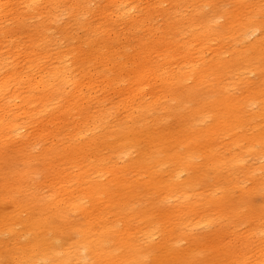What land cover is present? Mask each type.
Wrapping results in <instances>:
<instances>
[{"label":"rangeland","instance_id":"obj_1","mask_svg":"<svg viewBox=\"0 0 264 264\" xmlns=\"http://www.w3.org/2000/svg\"><path fill=\"white\" fill-rule=\"evenodd\" d=\"M75 1L57 0L52 3L50 0H0V8H2L0 9V26H3L0 27V48L5 45L0 49L2 58H6L7 55L8 59L11 58L10 62L15 59L16 68H19V71L28 72L33 65L32 58L37 62H43V52L52 55L57 50L65 51L68 42L73 43L83 36V33L77 27L72 26L68 16L64 14L67 6H77ZM22 3L23 5H21ZM252 3L259 6L262 1L252 0ZM60 4L62 8L59 7ZM219 4L221 7H223L222 5L230 7L233 2L232 0H221ZM26 5L30 7L27 8ZM100 5H105V0H91L93 9ZM168 6L164 4L163 9H168ZM188 7L190 6L187 5L182 9ZM29 8L30 11L32 9V12L28 10ZM53 9L60 12L64 10V13L55 14ZM208 10L205 9L201 12L203 18L209 13ZM262 12L264 14V9ZM184 14L182 13L181 16ZM162 16L163 11L155 12L153 23L156 22L157 26L161 27L164 23ZM87 17L91 18L90 15H85L82 16V20H91ZM191 17L184 16L180 19L186 21ZM260 18L264 19V15L263 17L261 15ZM214 24L216 27L226 25V18L220 17ZM42 28L44 29L43 33L40 32ZM124 28L123 25H119V29L122 31L119 39L116 40L113 34L109 39L115 43L113 46H109V50L113 53L117 52L123 58L120 56L121 59L117 60L116 53L115 60H107L103 67H99L96 63V66L94 65L98 76L100 75L98 71H107L106 74L112 75L114 80L104 82L102 77L93 76L94 101L83 100L85 103L83 108L81 106L82 115L86 113L88 118H82L81 121H77L76 118L70 119V125L67 128L57 126L58 122L56 121L54 124H49L45 130H42L45 125L42 123L45 122L39 120L33 125L34 136L30 141L23 138L21 134L13 133L5 136V133L0 132V264H61L63 261L66 262L65 264H110L109 260H105L106 257L100 250L94 256L90 255L85 245L79 242L78 235L73 231L74 229L86 231L89 219L93 222L95 219L102 218L99 223L113 226L111 229L113 232H116V229L125 231L128 227L126 231L129 232H125L126 235L123 237L125 240H130L134 233L142 230L141 235L136 234L139 254L137 264H153L156 258L163 254V247L166 243L175 245V253L183 257L182 262H188L190 257L194 264H264V257H261L264 255V121L262 117L257 116L263 108L264 101L257 99L258 101L255 100L254 103L251 102L252 105L248 106V102L243 100V104L238 107L237 112L247 124L237 132V136L245 137L240 138L241 141L237 144L233 140V136L231 138L221 131L217 138H213L214 141L208 136L203 138L198 136L175 148L176 144L174 143H176L175 140L179 133L188 132L193 135V131L186 128L188 124H194V122L191 120L183 123L185 120H182L181 116L172 117L169 110L166 113L158 112V105L154 103L152 95L142 100L144 98L140 94H144L143 87L134 84L133 67L122 63L124 58H128L124 55L125 52H132L129 47L136 45L135 39ZM244 29L242 28L240 35ZM259 34L260 30H257L250 35L251 37L249 36L244 45H239L240 49H244L246 44L249 45V42L258 39ZM176 37L184 40L185 35ZM48 39L50 42L47 43ZM231 45L229 38L226 39L222 50L230 51ZM42 47L44 48L42 49ZM62 47L64 48L62 49ZM11 53L16 55L12 56ZM229 54H224L226 59L230 58ZM24 55L25 58H28L25 59ZM194 55H197L198 58L192 59L197 60L196 63L200 65L202 58L210 57L211 52L201 50L196 54L193 52ZM93 56L92 54L90 59L93 60ZM111 60L113 61L111 62ZM120 62L122 64H118ZM117 64L122 69H118ZM102 68L104 69L102 70ZM95 70L92 72L93 74L96 72ZM233 73H235L231 75L233 81L223 77L222 82L225 81L226 87H229V94L237 98L247 95L243 93L244 89L253 91L255 86L262 82L263 75L261 76L262 73L257 69H251L244 74L245 83H239L237 79H241V75ZM5 75L3 74L1 77L4 78ZM100 79L104 82H102L103 84ZM24 80L26 79L24 78ZM88 81L89 78L84 84H87ZM191 81H187L186 85L192 87ZM92 82L90 81V83ZM95 82H99L96 83L97 86ZM150 82L152 86L150 92L154 93L161 89L160 82L153 80ZM128 83L130 84L128 85ZM126 85L127 87H125ZM103 87L106 89H102ZM98 88L102 94L97 91ZM180 89L179 93H181ZM125 90L127 91L124 92ZM66 96L73 97V94H66ZM148 97H151L152 100L149 101ZM200 97L198 96L193 103L199 104L202 101ZM166 100L170 102L168 105L176 103L175 101L172 103L170 97ZM98 101H100L98 105L104 107L103 111L98 110L100 108L97 105ZM55 105L61 106L60 103ZM178 112L181 114L182 111ZM113 114L115 115L113 116ZM206 115L205 121L199 123L196 121L193 130H203L202 127L214 124L212 114ZM160 117L164 120L156 126V119ZM90 122H94V124ZM112 122L114 124H111ZM99 126L102 127V130ZM131 126L147 130L151 134L150 140L156 139L157 134L159 137L162 130L167 132L163 150L158 155L149 152L141 166L138 165L141 162L139 149L146 143L140 141L138 146L126 150H121L118 144H114L113 135L115 132L119 128L126 129ZM7 130H9L8 127ZM83 130L86 134H83ZM79 133L84 136L81 137ZM88 134L90 135L88 136ZM259 134L263 138L257 141L258 138L253 137H258ZM95 142H98L96 150L92 146ZM194 148H197L196 151ZM73 149L82 151L77 150L78 152L74 155ZM81 152L82 157L79 156ZM95 152H99V157L104 163L103 166H100L98 160L96 161L92 157V153ZM166 160V163L156 166L157 162ZM135 162L137 165H134ZM188 163L190 164L187 166ZM177 164L189 168H183L185 171H181V167H177ZM146 165H149L151 170L145 168ZM94 171L96 173H93ZM152 172L155 175L153 181L157 180L163 184L169 177H176L177 182L183 184L190 173L197 179L194 184L190 185L192 190L187 189L185 192L170 195L172 192L168 189L160 192L154 185L146 188L145 182L151 180L149 173ZM115 182L125 183L127 188L118 192L127 197L126 205L118 206L123 207L122 211L110 203V198L118 197L117 191H115L116 187H114ZM137 182L143 185L139 189L134 188L137 186ZM96 185L107 191L101 195H92L89 192H92L93 189H90ZM210 193L215 195L214 198L217 202L214 205L207 203ZM121 195L119 194V196ZM223 202L224 206L220 205ZM154 203L158 204L160 211L154 213L151 219L144 222L139 218L143 216L141 211L144 213L150 210ZM30 212H33V216L37 218L44 217L48 220L52 218L49 227L40 236V243L37 244L36 250L31 247L33 230L27 227L28 218L32 216ZM90 214L92 217H88L91 216ZM118 230L115 235L113 233L110 242L105 244V247L113 254L118 253L116 249L122 252L118 242L122 232ZM100 241L101 239H99ZM66 257L68 259L70 257L71 260L67 262ZM127 261L133 264L131 260ZM168 261L170 264H179L180 262L173 255L168 257Z\"/></svg>","mask_w":264,"mask_h":264},{"label":"bare ground","instance_id":"obj_2","mask_svg":"<svg viewBox=\"0 0 264 264\" xmlns=\"http://www.w3.org/2000/svg\"><path fill=\"white\" fill-rule=\"evenodd\" d=\"M53 1H57V0H50V2L52 3ZM220 1L221 0H105V5L103 6L100 5L101 7L97 6L96 9H93V7L91 6V0H76L75 2L77 3V6L75 7L64 6L66 7L65 13L63 12L64 10L63 11L61 10L62 12H60L56 9H53L55 14L60 12L67 15L72 23V26L77 27V29H79V31L83 33V36L79 37V39L73 43L68 42L65 51L57 50L55 53L52 54L54 57L49 53L43 52L44 53V55H42L43 62H37L34 60V58H32L33 65L31 66L32 68L30 67L31 69L28 67L30 69L28 72H24V71L22 72V70L19 71L18 70L19 68H16L17 62L15 59H13L14 61L10 62L11 58L8 59L7 55L6 58H2L1 56L2 54L0 55V132L5 133V136L11 135L13 133L16 135L21 134L23 138L25 137L26 140L30 141V139L33 138L34 136V132L32 129L33 125L39 120L40 122H45L42 123L45 124L42 130H45L49 124H54L56 121L58 122L57 126L61 128H67L70 125L69 124L70 119L76 118L77 121H81L82 118H88V115H86V113H83L82 115L81 106L83 108V104L85 103L83 100L94 101L95 98L94 82L92 81H94L93 76L95 75L97 77L98 75H97V71L94 68V65L96 66V64H98L99 67L100 66L103 67L104 64L107 62V60L109 59L115 60L117 52L113 53V51L109 50L110 49L109 46H113L115 43L111 40L109 41V39L111 34L114 35L116 40L119 39L121 37L120 35L122 34L121 29H119V25H123L125 27L124 30H126L127 33L135 39L136 45L133 47H129V49H131L132 52L129 51L125 52L124 55L127 56L128 58L127 59L124 58V61H122V63L123 64L125 63V65H131L133 67L134 69L132 70L134 71L133 82L138 87L140 86L143 87L142 91L144 94H140V95L144 99L142 98L141 99L145 100L147 96L152 95L154 103L158 105L157 107L158 112L166 113V111L169 110L170 115L172 117H178V115L181 116L182 117L181 119L185 120L183 123L191 120H193L194 122V124L193 123L188 124L186 128L188 130L193 131V135H191V133L188 132L181 134L179 133L177 139L175 140L176 143H174L176 144L175 148H177V145L187 142V140H192V138H197L198 136H201L202 138L208 136L212 139V141H214L213 138H217L218 133L221 131L224 134L230 136L231 138L233 136L234 137L233 140H235V143L237 144V142L241 141L240 138H245V137L243 136L240 137L237 136L236 134L240 129L245 127V125L247 124L246 121L243 120V118L237 112L238 107L243 104V100L248 102V106L252 105L251 102L257 99L264 101V19L260 18L261 15L262 17L264 15L262 12V10L264 9V0H261L262 4H260L259 6L253 4L252 0H232L233 5L230 7H226L224 5H222L223 7H221V5L219 4ZM164 4L169 5L168 9L165 8L163 9ZM21 5H23V3ZM187 5L190 7L182 9L185 6L187 7ZM253 6L256 7L254 8ZM50 7H49V11H50ZM59 7L62 8V5L60 4ZM205 9H209L208 10L209 15L207 14L205 18H203L201 16V12H203V10ZM28 10L30 11V8ZM160 11H163L162 18H164V23L161 27L157 26L156 22L155 24L153 23L154 13L155 12L159 13ZM30 12H32V9ZM182 13L183 14L185 13L184 16L186 17L188 16L190 17L192 16V17L188 18V20L186 21H182L180 19L181 17H184L181 16ZM85 15L88 16L90 15L91 18L88 17L87 18L91 20L83 21L82 16ZM220 17L226 18L227 24L221 25L220 27H216L214 22H216ZM43 28L41 30L39 29L41 33H43L44 30ZM242 28L245 29L242 35H240L239 33L241 32ZM257 30H260V34L258 36L259 38L254 40L253 42H249L250 43L249 45L246 44L244 49H240L239 45H244V43L248 41L249 36L254 34ZM9 32L11 31L9 30ZM182 35H185L184 40H181V38L177 39L178 37L176 36L182 37ZM3 36H5V34ZM228 38L231 41L232 48L230 51L229 50L224 51L222 50L224 46V41ZM48 42H50V40L47 41V43ZM19 44L22 45V43ZM189 44L192 45L189 46ZM21 45H19V47ZM43 48L44 47H42V49ZM63 48L64 47H62V49ZM201 50L210 51L211 56L210 57L204 56L202 58L201 64L198 65L196 63L197 60L192 59L196 57L198 58L197 55L193 56V52H195L196 54L199 53ZM19 52L21 51L19 50ZM226 53L227 54L230 53L229 59L225 58L224 54ZM92 54L94 55L93 60L90 59ZM120 56L117 53V60L121 59ZM23 57L25 58V55ZM113 60H111V62ZM122 63L120 62L118 64H122ZM118 64L116 65V67L118 69H122L118 66ZM96 68L98 69V67ZM103 69L104 68H102V70ZM251 69H257L262 73L261 76L263 75V77L261 79L262 81L260 83L261 85L258 83L259 85L257 84L258 86L256 85L253 91H249L247 88L244 89L243 93H246L247 95L242 98H237L230 95L229 87H226V84L224 83L225 81L222 82V78L226 77L227 79L233 81L231 75H234L235 73L233 72H236L241 75V79L238 78L237 81L239 83H245L244 74ZM94 70L96 72L93 74L92 72ZM100 72L98 71V73L100 74L99 76L103 78L104 82L107 80H110V82L111 80H114L112 75L106 74L107 71L106 72L102 71L101 73ZM3 74H6L5 75L6 77L4 78L1 77ZM24 78L26 80H24ZM88 78H89L88 83L84 84V82ZM100 80H101L100 82L102 83L103 82L102 79ZM152 80L155 82H160V84L162 85V87L158 85L159 87H161V89L155 91L154 93L150 92L152 90L150 81ZM189 80H192L191 81V83L193 84L192 87L186 85L187 84L186 82ZM90 81L92 83H90ZM96 83L99 82H95V85ZM129 84L130 83H128V85ZM25 85H27V87H24ZM125 87H127V85ZM99 88L97 90L98 92H99ZM104 88L105 87H103L102 89ZM117 89L119 88L117 87ZM179 89L181 90L180 91L181 93H179L178 91ZM126 91L127 90H125L124 92ZM71 93L73 94V97L66 96V94H71ZM7 94L10 95L7 96ZM97 94L98 93L96 92V95ZM198 96H201L200 100L202 101L199 104L193 103V101L196 98H198ZM168 97H170V101H172V103L173 101H175L176 103L174 105H168L170 103L168 102V100H166V98ZM150 98L148 99L149 101L152 100ZM99 102L100 101L97 102V105L99 104ZM57 103H60L61 106H56L55 104ZM103 108L104 107L101 106L98 110H102ZM178 111H182L181 114H179ZM206 114H212V118L214 119V124L212 126H207L205 128L202 127L201 129L203 130H199V131L193 130L192 128L195 127L196 121H198V123L200 121H205V119L207 118ZM114 115L115 114H113V116ZM257 116L262 117L264 121V104L262 110L259 112ZM162 120L164 119L161 117L157 118L155 125L156 126L160 125ZM92 124H94V122ZM111 124L114 123L112 122ZM100 125L102 126V124ZM7 127L9 130H7ZM96 131L98 132V130H95V132ZM84 132L83 134H86V132L85 133ZM55 133H59V132H55ZM89 135L90 134H88V136ZM158 135L159 134H157L156 139L150 140L151 134L148 133L147 130L136 129L135 127L131 126L126 129L119 128V130L115 132L113 137L115 140L114 144H118V147L121 150L124 149L126 150L127 148H134L139 145L140 141L146 143V145L140 147L139 149V156L141 158V162H139L138 165L141 166L142 163L145 162L144 161L145 157L149 152L150 153L153 152V155H158V153L163 150L164 142L166 141L165 137L167 135V132L162 130L160 132L159 137ZM83 136L84 135H81V137ZM253 138L255 139L258 138L257 141H259L263 138V136L259 134L258 137L254 136ZM97 145L98 142L92 144L95 150L97 148ZM77 150L79 152L82 151L81 149H73L72 151L75 152L74 155L78 152ZM80 154L81 155L79 156L82 157V152ZM99 156H100L99 152L92 153V157L96 161L98 160L100 166H103L104 163ZM161 162H157L156 166L166 163L167 160ZM189 164L190 163H188L187 166ZM134 165H137V162H135ZM180 165L177 164V167H181ZM145 168L151 170L149 168V165H146ZM183 168L186 169L189 167H185V165H182L181 171H185ZM93 173L96 172L94 171ZM149 174L151 175L150 178L151 180L145 182L146 188H149L154 185L155 187L158 188V191L160 192L161 190L168 189L172 192L170 195H175L183 191L185 192L187 189L192 190V187L190 185L191 183L194 184V182L197 179L195 175L192 176L190 173L186 178L187 182L185 181V183L183 184H179L176 180V177L174 178L169 177L170 179L168 178V180H166V183L163 184L162 182H158L157 180L153 181V179L155 178L153 172ZM142 186L143 185L141 183L137 182V186H135L134 188L139 189ZM114 187H116L115 191H117L116 194H118V197L113 196L112 198H110V203L114 204L116 207L120 205H126L127 197L125 195H121V193H118L119 191H124L125 189H127L125 187V183L115 182ZM92 189L93 191L89 192L92 195H101L107 191V190H103L101 187H98L97 185L96 187L91 188L90 190ZM119 194L121 196H119ZM209 196L211 198L209 197L207 203L211 205H214V203L216 204L217 201L214 198L215 195L213 193H210ZM63 202L65 203V201ZM220 205L224 206V202ZM118 209L122 211L123 207H118ZM31 211L34 210L31 209ZM159 211L160 208L158 207V204L154 203L150 210L145 211L144 213L143 211H141L143 216H140L139 218L143 219L144 222H146L149 219H151V216H153L154 213ZM30 215L32 216L28 218L27 227L33 230V232L31 233L33 234L31 247L36 250L37 244L40 243V236L43 235L44 232L47 230V228L51 223L52 218H50L49 220L44 217L37 218L36 216H33V212H30ZM88 217H92V215ZM102 219H98V220L95 219V221L93 222L90 221L89 219L87 223L88 229L86 231L74 229L73 231L78 235L79 242L85 245V248L92 256H94L98 250L102 251L104 257H106L105 260H109L110 264H130L127 260H131L133 264H137L139 254L137 250L138 244L136 243V234L138 233L140 234L142 230L139 231L138 233H134L130 240H125L123 237L126 235L124 234L125 232H129L126 231L128 227L126 230L123 229L125 231H119L118 229H116V232H113L111 230L113 226L107 224L102 225V223L101 224L99 223V221ZM117 230L119 232H122L120 234L121 236L120 239H118L119 248L122 249V252H120L119 249H116V252L118 253L113 254L112 252H109V250L105 247V244L110 242L113 233L115 235V233H117ZM168 233L170 234L171 231ZM99 239H101L100 242ZM261 243L260 245H262ZM174 248L175 245H173V243L172 244L166 243L165 246L163 247V254L159 255L153 264H170V262L168 261V257L170 255H173L176 259H179L180 260L179 264H194V261L190 257L189 260H187L188 262H182L183 257L178 256L175 253ZM261 257H264V255ZM66 260L67 262H69L71 259L70 257L69 259L66 257ZM65 263H66L65 261L61 262V264H65Z\"/></svg>","mask_w":264,"mask_h":264}]
</instances>
